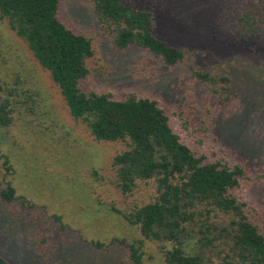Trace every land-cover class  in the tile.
<instances>
[{
    "label": "rangeland",
    "instance_id": "374dc122",
    "mask_svg": "<svg viewBox=\"0 0 264 264\" xmlns=\"http://www.w3.org/2000/svg\"><path fill=\"white\" fill-rule=\"evenodd\" d=\"M127 4L152 11L154 35L184 59L169 69L148 51H120L115 27L99 21L94 0H63L61 21L89 38L95 53L84 87L158 101L196 153L241 166L235 195L264 233V0ZM197 73L231 83L224 89ZM7 98L13 123L0 127V152L11 170L0 159V191L11 184L17 200L0 199V255L10 264H132L126 245L134 244L142 264H166L160 245L123 217L154 199L155 183L140 182L129 195L119 191L112 162L127 143L99 142L74 120L50 73L0 17V103Z\"/></svg>",
    "mask_w": 264,
    "mask_h": 264
},
{
    "label": "trees",
    "instance_id": "16d2710c",
    "mask_svg": "<svg viewBox=\"0 0 264 264\" xmlns=\"http://www.w3.org/2000/svg\"><path fill=\"white\" fill-rule=\"evenodd\" d=\"M62 1L0 0V17L50 73L74 120L82 121L99 142L127 143L112 162L119 191L129 195L140 182L155 183L154 199L123 214L124 219L146 240L160 245L166 264H264V233L251 220L247 204L235 195L244 169L210 162L196 153L175 132L158 101L135 94L116 99L87 90L88 60L95 54L92 41L61 21ZM94 2L99 21L115 27L113 43L118 50L134 46L148 51L169 69L184 59L183 51L154 35L152 11L135 10L128 0ZM197 78L221 83L224 89L231 83L228 76L209 73H197ZM13 112L8 98L0 103L1 128L12 126ZM3 158L10 171L8 157L0 152ZM0 199L15 202L16 189L7 184ZM126 247L132 264H142L140 249L134 244ZM0 264L10 263L0 255Z\"/></svg>",
    "mask_w": 264,
    "mask_h": 264
}]
</instances>
